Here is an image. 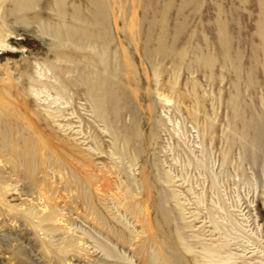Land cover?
Returning a JSON list of instances; mask_svg holds the SVG:
<instances>
[{"label": "rangeland", "instance_id": "obj_1", "mask_svg": "<svg viewBox=\"0 0 264 264\" xmlns=\"http://www.w3.org/2000/svg\"><path fill=\"white\" fill-rule=\"evenodd\" d=\"M98 4L105 38L88 25L91 0H0V141L26 156L20 167L0 151L4 177L29 199L64 201L71 227L51 234L9 192L0 264H127L104 245L134 264L207 263L214 248L226 260L214 264H264V139L258 163L244 151L264 133V0ZM49 70L62 83L41 87ZM88 74L111 91L106 124ZM74 236L86 245L59 253Z\"/></svg>", "mask_w": 264, "mask_h": 264}, {"label": "bare ground", "instance_id": "obj_2", "mask_svg": "<svg viewBox=\"0 0 264 264\" xmlns=\"http://www.w3.org/2000/svg\"><path fill=\"white\" fill-rule=\"evenodd\" d=\"M91 1L94 5V12H93L94 14L91 16V23H89L88 25L104 27V34L103 35L105 38V37H107V32H108L107 26H108V20H109L110 15L107 12L106 6H104L102 4L100 6V4H98L99 0H91ZM15 2L17 3L18 6H21V8H24L27 4V0H15ZM110 5H111V2H110ZM77 20H80V19L77 18ZM77 30H78V28H75V31H77ZM87 37L90 38L91 35H88ZM67 41L74 43L72 38H69ZM110 42H112V41H110ZM108 43H109V41H108ZM77 47L80 48L79 46H77ZM101 49L102 50H100V51H98V50L96 51V55L99 57L103 56L105 54V51H106L105 48H103V47ZM76 69L77 68H73V70H76ZM49 71H51V70H49ZM48 73H50V72H48ZM52 73H51V75H52ZM53 74L55 76L52 75L53 77H51V78L49 77V79H46L47 82H42V79L44 78V76L41 73H39V77L37 79V82L39 84H41V87L43 86L44 88H46L45 86H47L49 83H51V84H52V82L58 83L60 80L58 77V73H53ZM93 78L91 77L90 74H88L87 76L84 75V77L82 78V83L86 86L88 93L90 94V97H91L90 101L92 104L93 114L101 122L106 124V123H108V121H107V113H108V109H107L108 101H107V99L111 96L110 95L111 91L109 90V86L106 89V83L104 80H95ZM60 82H61V80H60ZM60 86H62V85H60ZM64 88L65 87H63V89ZM113 110H114L115 116L118 117L119 106H118L117 102H115V104L113 106ZM1 111L2 110H0V112ZM56 112L55 111L53 112V110H50V108H49L45 112L46 116H47L46 118L50 119L54 123H57V118H59L60 115H57ZM1 113H0V115L4 114L3 111ZM24 115H26V114L24 113ZM14 116L15 115H13L11 117H14ZM59 126L63 127L62 125H59ZM253 130H255V129H253ZM255 133H256V135L254 136L252 143L244 145V148H245L244 151H245V153H247L248 159L254 164L258 163L259 160L261 159V154L259 152L260 151L259 145L262 144L263 139H264L263 138L264 137L263 130L261 132H255ZM0 135H1V133H0ZM131 136H132V134L127 138L128 142H130ZM11 143L12 142H10V141L7 142L6 138L3 137L2 141H0V151L5 153L6 155L12 156L14 159H17V161H19L20 167H25L23 164V160L26 157L25 153L23 152V150H20V148H19V150H16L15 146ZM12 145H13V147H11ZM28 154H29V156H31L30 153H28ZM6 165H7L6 160L0 154V217H1V213L4 212V209L2 208V203H3V200L6 197V195L9 192H12V191L16 192L19 190L20 193L18 194V196H19L18 198H22L23 196H24V198L21 200V204L18 207L21 208V207H23V205H28L29 207H32V208L34 207L33 209H36L35 215L37 216V221L41 227L46 228L47 231H49L51 234L57 233L60 231H64V232L70 231L71 227L68 228V226H70V224H69L70 221L68 219H66L65 215L62 213L65 210V209H63V207L66 206V203L64 201L59 200V199H58L59 200L58 202L52 203L51 197L49 195L45 196L44 200H42L41 197H36V198L32 197L31 199H29L30 196L27 193H24V189L19 188L17 185L11 186L8 184L6 178L4 177V175L6 173L5 172V170H6L5 166ZM11 171H12V169H10V172ZM13 172H15V169H13ZM27 174H31V171L28 170ZM32 179H33L34 183H40L39 179L35 178V174L32 175ZM61 202L64 203V206L62 207V209H59V205L61 204ZM78 237L79 236H74V238L68 239V240L60 239V240L56 241L57 242V243H55L56 245L54 243H53V245L57 246L59 253L65 255V254L70 253L71 251L72 252L75 251V249L78 247L77 245L79 242H80V246L86 245V242H84L82 240V238H80V237L78 238ZM215 251H216V249L214 248L212 250L207 251L208 254L204 253L205 257H202V258L204 260L208 261L207 263L199 262V260H198L199 256L198 255H196V257L194 258V263L195 264H214L215 258L219 259L218 262H220V263L225 262L226 260L225 259L222 260L220 255L215 253ZM102 252L105 253V256L107 258H116V259L125 261L127 264H134L132 258L127 257L126 254L122 255L121 252L119 253V251L116 250V248L111 249L107 245H104V246H102ZM111 254L113 256H111Z\"/></svg>", "mask_w": 264, "mask_h": 264}]
</instances>
